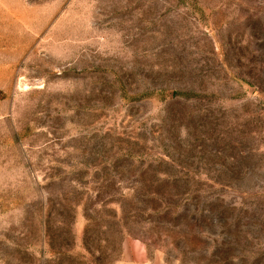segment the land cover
<instances>
[{
	"label": "rangeland",
	"instance_id": "1",
	"mask_svg": "<svg viewBox=\"0 0 264 264\" xmlns=\"http://www.w3.org/2000/svg\"><path fill=\"white\" fill-rule=\"evenodd\" d=\"M142 251L264 264V0H0V264Z\"/></svg>",
	"mask_w": 264,
	"mask_h": 264
},
{
	"label": "crops",
	"instance_id": "2",
	"mask_svg": "<svg viewBox=\"0 0 264 264\" xmlns=\"http://www.w3.org/2000/svg\"><path fill=\"white\" fill-rule=\"evenodd\" d=\"M141 254H142V258H143L142 262L137 261L134 256H130V257H125V258L119 259L115 264H149L145 260L143 251L141 252Z\"/></svg>",
	"mask_w": 264,
	"mask_h": 264
},
{
	"label": "trees",
	"instance_id": "3",
	"mask_svg": "<svg viewBox=\"0 0 264 264\" xmlns=\"http://www.w3.org/2000/svg\"><path fill=\"white\" fill-rule=\"evenodd\" d=\"M113 219H114V217H113Z\"/></svg>",
	"mask_w": 264,
	"mask_h": 264
}]
</instances>
